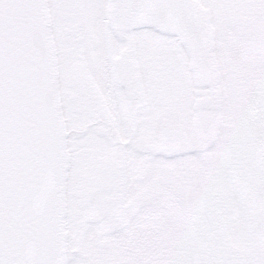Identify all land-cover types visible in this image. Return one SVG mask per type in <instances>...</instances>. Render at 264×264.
Masks as SVG:
<instances>
[{"label":"snow or ice","instance_id":"snow-or-ice-1","mask_svg":"<svg viewBox=\"0 0 264 264\" xmlns=\"http://www.w3.org/2000/svg\"><path fill=\"white\" fill-rule=\"evenodd\" d=\"M96 6L119 13L107 26L150 32L177 63L203 60L207 82L177 95L172 77H157L154 53L138 48L139 84L119 94L110 77L96 85L86 118L112 125L116 144L144 146L126 188L104 203L89 191L101 165L87 140L70 148L53 123L50 75L32 48L39 40L43 50L45 7ZM158 12L168 22L145 27ZM65 151L77 164L62 222ZM109 173L118 184V161ZM86 215L102 230L109 217L120 222L111 250L95 249ZM0 264H264V0H0Z\"/></svg>","mask_w":264,"mask_h":264},{"label":"flooded vegetation","instance_id":"flooded-vegetation-1","mask_svg":"<svg viewBox=\"0 0 264 264\" xmlns=\"http://www.w3.org/2000/svg\"><path fill=\"white\" fill-rule=\"evenodd\" d=\"M49 10L54 33L59 99L66 139L69 141L70 148L79 147L78 142L80 141H88L89 155L101 165L99 169L91 173L89 178L90 197L100 203L108 202L117 190L126 188L127 181L135 173L136 154L142 153L144 146L136 144L129 150L130 146L127 144H116L118 136L114 135L115 130L112 125L105 123L101 126L86 118V113L99 91L96 85L110 77L116 94H119L131 88L133 82L139 84L144 79V73L142 70H136L140 68L135 55V50L138 48L154 53L157 77L160 79L172 77V89L177 95L186 94L192 83L199 81L200 87L203 88L207 86V82L200 80L201 72L194 69L191 61L177 63L168 49H158L150 32L134 36L129 34L130 29L126 24L107 26L105 24L106 17L119 16V13L114 9L109 10L100 6L91 9L71 7L62 11L54 9L56 19L53 15L54 11L52 12L53 8H49ZM97 13H99L98 16ZM97 19L99 20L97 21ZM98 22L101 24V28ZM55 23L59 30L56 35L54 32ZM117 52H119L118 55L114 54ZM111 67L117 68L118 71L112 74ZM222 75L218 72L216 79H220ZM73 110L79 113L78 117L72 116ZM94 129L97 130V134L93 137L92 130ZM223 134L224 128L220 124L217 136ZM216 142V136L209 139L211 145ZM109 145L112 147L110 148ZM192 146L203 147L197 142H193ZM65 157V177L68 183L64 184L63 188L65 204L62 207V222H66L72 215L70 202L74 195V189L71 185V174L77 164L76 157L71 151H65ZM117 161L121 172L118 184L112 180L109 173L112 163ZM144 174L147 175V171ZM98 223L96 216L86 215L83 227L96 232V239L93 241L94 247L104 254L119 242L123 227L118 220L111 217L105 221L108 225L107 229L98 228ZM66 247H70V245H66Z\"/></svg>","mask_w":264,"mask_h":264},{"label":"water","instance_id":"water-1","mask_svg":"<svg viewBox=\"0 0 264 264\" xmlns=\"http://www.w3.org/2000/svg\"><path fill=\"white\" fill-rule=\"evenodd\" d=\"M43 17L45 18L46 24V31L44 36V43H43V50L41 51V42L39 40H34L32 42V48L34 51L37 52V56L35 57V63L37 65L44 64L47 66L49 75H50V83H51V95H52V104L54 108V113L56 114V122L59 124V119L61 117V121L63 123L60 102H59V91H58V72H57V62H56V55H55V48L53 45V40L51 36V23H50V16L48 7H45L42 12ZM155 19L145 24V27H151L156 29H161L167 22L168 18L165 13L158 12L155 14ZM171 34V33H170ZM193 63V62H192ZM193 67L198 72H202L204 68V61L201 60L200 63H193ZM64 125V123H63ZM65 154V153H64ZM63 189V185L61 186ZM63 198V191L60 194L59 199L62 200ZM60 218L62 221L61 216V209H60Z\"/></svg>","mask_w":264,"mask_h":264},{"label":"rangeland","instance_id":"rangeland-1","mask_svg":"<svg viewBox=\"0 0 264 264\" xmlns=\"http://www.w3.org/2000/svg\"><path fill=\"white\" fill-rule=\"evenodd\" d=\"M54 11V12H53ZM52 12H53V15H55V19H56V14H55V10L53 9L52 10ZM50 13V12H49ZM98 14L99 13H97V16H98ZM72 17L74 18V15H72ZM93 20V19H92ZM99 19H97V21H98ZM94 21V20H93ZM100 22H101V18H100V20H99ZM99 23V22H98ZM51 24H52V22H51ZM100 24V23H99ZM58 27H59V24H58ZM100 28H101V24H100ZM52 29V26H51V28H50V30ZM54 32H55V35H56V33H58L59 32V30H58V28H57V24L55 23V30H54ZM51 33H52V36H53V45H55L54 44V33H53V31L51 30ZM55 48V47H54ZM56 50V49H55ZM56 61H57V58H56ZM57 72H58V70H57Z\"/></svg>","mask_w":264,"mask_h":264},{"label":"bare ground","instance_id":"bare-ground-1","mask_svg":"<svg viewBox=\"0 0 264 264\" xmlns=\"http://www.w3.org/2000/svg\"><path fill=\"white\" fill-rule=\"evenodd\" d=\"M55 120H56V114L53 112V114H52V121H53V123H57ZM59 124L62 125V126L64 127V131H65V133H66L65 125H63V123H62V121H61V117H60V119H59ZM66 137H67V135H66ZM64 157H65V154H64ZM64 166H65V171H66V157H65V159H64ZM61 193H62V192H61ZM61 216H62V208H61Z\"/></svg>","mask_w":264,"mask_h":264}]
</instances>
